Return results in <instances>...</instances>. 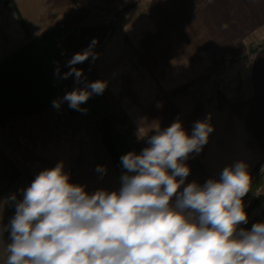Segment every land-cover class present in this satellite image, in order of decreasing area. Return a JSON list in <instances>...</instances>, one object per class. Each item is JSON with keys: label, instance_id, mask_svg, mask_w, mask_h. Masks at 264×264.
Here are the masks:
<instances>
[{"label": "crops", "instance_id": "0c3cea01", "mask_svg": "<svg viewBox=\"0 0 264 264\" xmlns=\"http://www.w3.org/2000/svg\"><path fill=\"white\" fill-rule=\"evenodd\" d=\"M56 27L66 30L58 44L65 56L55 66L61 75L75 53L114 29L94 49L100 58L76 67L89 81L109 82L106 91L136 132L141 118L148 134L179 118L190 133L195 121L212 114L214 131L203 151L187 161L186 183L202 184L237 160L247 161L253 175L264 162V46L248 56L249 47L264 43V0L0 1V61ZM21 135L3 138L12 142ZM34 167L21 165L0 141V264L8 256L4 227L14 214L4 198H22L20 189L39 172ZM107 169L88 182L79 180L80 167L65 171L73 183L87 182L90 192L116 190L120 176ZM259 214L264 220V207Z\"/></svg>", "mask_w": 264, "mask_h": 264}, {"label": "clouds", "instance_id": "9594fccd", "mask_svg": "<svg viewBox=\"0 0 264 264\" xmlns=\"http://www.w3.org/2000/svg\"><path fill=\"white\" fill-rule=\"evenodd\" d=\"M224 27H227L225 25ZM92 39L67 62L74 87L52 100L59 111L67 103L82 107L102 95L108 81H89L82 69L100 54ZM57 63V62H54ZM212 114L193 123L189 133L177 118L166 128L145 132L143 118L136 136L146 146L120 157L122 174L116 190L73 183L64 163L40 170L30 184L4 198L14 207L5 225V264H264V222H249L244 197L252 175L245 160L223 167L204 183L187 182V161L198 156L214 131ZM103 177L105 165L95 169ZM264 176V164L260 166Z\"/></svg>", "mask_w": 264, "mask_h": 264}, {"label": "trees", "instance_id": "16d2710c", "mask_svg": "<svg viewBox=\"0 0 264 264\" xmlns=\"http://www.w3.org/2000/svg\"><path fill=\"white\" fill-rule=\"evenodd\" d=\"M0 1L13 4V0ZM113 30L107 28L98 45L103 44ZM65 35V29L56 27L0 61V128L5 137L13 139L24 133L45 131L59 113L70 119L90 114L96 118L98 151L107 158L111 173L120 176L123 171L120 157L130 151L139 153L143 148L138 143L132 145L131 140L134 139L129 132L118 131L116 121L119 118L108 101L106 90L102 95H93L82 106L88 109L86 114L70 109L67 103L59 111L51 106L52 100L62 97L75 87L70 81L54 75L56 64L65 56L58 48L59 41ZM262 46L264 43L249 47L248 56L255 54ZM258 182L259 179L251 186V194L258 188ZM263 207L264 193H259L248 210H261ZM256 222H264L259 213L242 227L250 229Z\"/></svg>", "mask_w": 264, "mask_h": 264}, {"label": "rangeland", "instance_id": "374dc122", "mask_svg": "<svg viewBox=\"0 0 264 264\" xmlns=\"http://www.w3.org/2000/svg\"><path fill=\"white\" fill-rule=\"evenodd\" d=\"M106 93L112 109L119 118L116 121L118 123V131L121 133L124 131L129 132L134 139V141L131 140L132 145L138 143L144 148L146 145L143 141L137 139L136 130L131 122L115 102L110 92L106 91ZM95 122L96 118L90 114H86L78 119H70L66 115L59 113V115L53 118L45 132L26 133L17 137L12 142H6V139L3 138L2 129L0 128V141L13 152V155L21 165L27 166L28 164L30 167L36 166L33 168V172L53 167L56 163L62 161L65 168L80 167L81 172L79 170L77 173L80 181L84 180L88 182L91 179L95 181L96 179L92 178L93 173L94 176L99 175L95 171L96 167L98 165L108 167L107 158L97 148L98 136L95 132ZM84 167H92L91 170L94 171L89 173V170ZM259 169L260 167L252 175L251 184L252 186L259 179L258 188L254 190L255 193L252 192L251 194L250 191L244 197L245 210L249 214L250 221L261 211L258 208L248 210L250 203L256 195L264 193V176H261ZM87 182L85 183L86 186Z\"/></svg>", "mask_w": 264, "mask_h": 264}]
</instances>
